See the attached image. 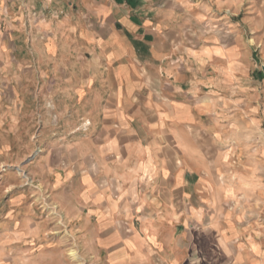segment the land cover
<instances>
[{
  "label": "crops",
  "instance_id": "crops-1",
  "mask_svg": "<svg viewBox=\"0 0 264 264\" xmlns=\"http://www.w3.org/2000/svg\"><path fill=\"white\" fill-rule=\"evenodd\" d=\"M257 55L264 0H0V89L77 131L88 237L134 264H188L194 234L212 264H264Z\"/></svg>",
  "mask_w": 264,
  "mask_h": 264
},
{
  "label": "rangeland",
  "instance_id": "rangeland-1",
  "mask_svg": "<svg viewBox=\"0 0 264 264\" xmlns=\"http://www.w3.org/2000/svg\"><path fill=\"white\" fill-rule=\"evenodd\" d=\"M256 66L244 72L243 79L255 78V72L264 69L259 55ZM0 90V116L9 113L0 117V231L12 232L7 264H134V254L118 248L110 253L94 235L88 237L82 203L76 202L80 167L78 146L71 145L77 131L62 130L56 115L57 126L39 127L49 123V117L30 115L35 105L27 92L17 98L8 86ZM44 106L43 100L37 103ZM19 107L15 128L10 114ZM261 130L264 137V119ZM196 238L194 234L188 264H212L213 252L206 250L210 240Z\"/></svg>",
  "mask_w": 264,
  "mask_h": 264
}]
</instances>
